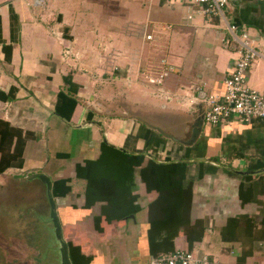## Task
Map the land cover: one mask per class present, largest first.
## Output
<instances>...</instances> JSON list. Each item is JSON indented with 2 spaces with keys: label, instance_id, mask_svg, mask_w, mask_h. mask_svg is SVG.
I'll return each instance as SVG.
<instances>
[{
  "label": "crops",
  "instance_id": "1",
  "mask_svg": "<svg viewBox=\"0 0 264 264\" xmlns=\"http://www.w3.org/2000/svg\"><path fill=\"white\" fill-rule=\"evenodd\" d=\"M224 16L193 0H0V236L27 221L36 243L50 197L71 264L180 249L264 264V173L213 163L264 168V117L203 123L182 143L198 110L179 98L221 95L239 55L228 25L254 40L245 79L264 95V0H227Z\"/></svg>",
  "mask_w": 264,
  "mask_h": 264
},
{
  "label": "built area",
  "instance_id": "2",
  "mask_svg": "<svg viewBox=\"0 0 264 264\" xmlns=\"http://www.w3.org/2000/svg\"><path fill=\"white\" fill-rule=\"evenodd\" d=\"M193 2L199 5V12L202 15L225 19L224 8L227 0H193ZM227 27L231 33L232 40L225 39L224 43L226 45H236L239 55L223 80V93L221 95L207 93L193 97L185 95L179 98L187 102L190 110H195V106L198 103H202L204 109L203 122L209 125H217L231 118H238L244 123H251L255 119L264 117V95L252 90L245 79V73L251 63L261 55L254 46V40L249 37L245 30H240L236 25H228ZM146 38L150 39L151 35H146ZM70 53L71 48L67 46L63 54L67 56ZM165 64L161 73L147 77L148 84L158 86L168 73L175 70L171 64ZM150 94L158 96L167 102L178 99V96L161 90H154ZM177 263L213 264V261L206 254H198L196 251L189 249H180L164 256L151 257L141 264Z\"/></svg>",
  "mask_w": 264,
  "mask_h": 264
},
{
  "label": "rangeland",
  "instance_id": "3",
  "mask_svg": "<svg viewBox=\"0 0 264 264\" xmlns=\"http://www.w3.org/2000/svg\"><path fill=\"white\" fill-rule=\"evenodd\" d=\"M35 216L38 219L40 218L39 214H36ZM49 220L51 222V219ZM21 223L22 221L16 222V224ZM36 227L31 230V235L32 232L37 229ZM19 229L20 228L17 226L14 231H9V236H0V264H62L56 235H54L52 226H50L49 229L46 227L44 228V225L41 227L38 222V233H36L32 239L36 240V243L31 245L35 246V258L32 257L34 253L32 247L24 242L22 230L20 231ZM46 230L47 235L43 234V231L46 232ZM0 232L7 233L6 230H0ZM21 247H23L24 250H26L27 247H30L31 251L29 252L26 250L23 252L22 250H18L19 248L21 249Z\"/></svg>",
  "mask_w": 264,
  "mask_h": 264
},
{
  "label": "water",
  "instance_id": "4",
  "mask_svg": "<svg viewBox=\"0 0 264 264\" xmlns=\"http://www.w3.org/2000/svg\"><path fill=\"white\" fill-rule=\"evenodd\" d=\"M195 109H197L198 112H197L195 120H194V122L192 124L191 136H190L189 140L182 141V143L184 145H191L196 140V138L198 137V135H199V133L201 131L202 124L204 123L203 122V111H204L203 104L202 103H198L195 106ZM213 163L218 165V166H221V167H223V168H225L227 170H230L232 172H235L237 174H242V175H255V174L264 173V168L258 169L256 171H244V170L236 169V168H234L232 166H224V165H222V164H220L218 162H213ZM40 179L45 180L46 184L48 185V180H47L46 177L40 176ZM49 203H50V219H51V222L53 224L54 235H56L57 244H58V250L60 252L61 262H62V264H71L70 260H69V257H68L67 246H66L64 240L62 239L61 227H60V225H59V223L57 221L56 214L54 212V205H53L52 200L50 199V197H49ZM177 264H180V263H177Z\"/></svg>",
  "mask_w": 264,
  "mask_h": 264
},
{
  "label": "flooded vegetation",
  "instance_id": "5",
  "mask_svg": "<svg viewBox=\"0 0 264 264\" xmlns=\"http://www.w3.org/2000/svg\"><path fill=\"white\" fill-rule=\"evenodd\" d=\"M25 228H26V229H25ZM25 228H24L23 233H25V234L29 233L30 230H28V222H27V221L25 222ZM30 238H32V237H30ZM29 246H30V245H29ZM24 247H25V246H24ZM30 247H32V250H33V252H34L32 257L35 258V257H36V255H35V254H36V251L34 250L35 246H30ZM30 247H27V248H26V250L29 251V252L31 251ZM18 250H20V251L22 250L23 252L26 251V250L23 249V247H21V249L19 248ZM34 260H35V259H34ZM34 260H32V261L35 262Z\"/></svg>",
  "mask_w": 264,
  "mask_h": 264
},
{
  "label": "trees",
  "instance_id": "6",
  "mask_svg": "<svg viewBox=\"0 0 264 264\" xmlns=\"http://www.w3.org/2000/svg\"><path fill=\"white\" fill-rule=\"evenodd\" d=\"M155 163L154 162H151V160H150V162L148 163V167H151V165H154ZM156 165V164H155ZM246 178H250L249 176H246Z\"/></svg>",
  "mask_w": 264,
  "mask_h": 264
}]
</instances>
